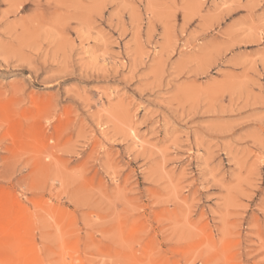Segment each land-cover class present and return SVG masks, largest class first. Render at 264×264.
I'll return each mask as SVG.
<instances>
[{"label":"rangeland","instance_id":"1","mask_svg":"<svg viewBox=\"0 0 264 264\" xmlns=\"http://www.w3.org/2000/svg\"><path fill=\"white\" fill-rule=\"evenodd\" d=\"M0 264H264V0H0Z\"/></svg>","mask_w":264,"mask_h":264}]
</instances>
